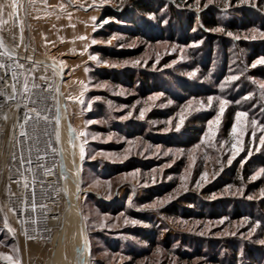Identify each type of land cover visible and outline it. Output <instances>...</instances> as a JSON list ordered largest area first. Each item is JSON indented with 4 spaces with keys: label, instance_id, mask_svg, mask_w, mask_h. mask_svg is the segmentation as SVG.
Instances as JSON below:
<instances>
[{
    "label": "rangeland",
    "instance_id": "1",
    "mask_svg": "<svg viewBox=\"0 0 264 264\" xmlns=\"http://www.w3.org/2000/svg\"><path fill=\"white\" fill-rule=\"evenodd\" d=\"M61 1L70 10L54 7L45 22L49 12L30 21L16 0L20 15L4 9L0 34L63 71L61 134L80 160L77 205L66 231L62 218L47 239L26 241L0 192V253L17 264H89L90 244V264H264V64H255L264 37L253 31H264V0H141L151 13L139 0ZM132 21L141 34L126 32ZM82 83L90 110L76 99ZM218 98L229 101L222 114ZM237 112L248 116L233 155ZM69 123L87 137L73 139ZM60 236L67 259L49 263ZM0 264L11 262L0 255Z\"/></svg>",
    "mask_w": 264,
    "mask_h": 264
},
{
    "label": "built area",
    "instance_id": "2",
    "mask_svg": "<svg viewBox=\"0 0 264 264\" xmlns=\"http://www.w3.org/2000/svg\"><path fill=\"white\" fill-rule=\"evenodd\" d=\"M5 45L2 47L0 44V62L5 67L10 63H13V68L15 65L13 70L20 82L17 88L21 87L25 75L30 81L34 79L39 87L31 90V99L27 101L22 100L19 93L15 99L0 98V192L6 208L13 214L19 234L26 240L39 241L50 236V218L53 213L58 214L63 204L62 190L58 194L53 191L54 188L62 189L63 171V158L55 135L56 121L53 119L57 104L59 107V96L56 98L54 86L55 72L48 71L41 62L30 61L31 52L23 48L20 41L9 43L6 40ZM17 64L23 67H17ZM12 83L9 84V94ZM25 104L30 116L25 125L27 139L20 135L19 129V124L24 121ZM3 107L5 110H1ZM52 148L57 151L53 152ZM21 155L25 161L23 165ZM29 159L31 164L27 163ZM18 169L27 177L28 187H24L25 181ZM47 170H51V174Z\"/></svg>",
    "mask_w": 264,
    "mask_h": 264
},
{
    "label": "snow or ice",
    "instance_id": "3",
    "mask_svg": "<svg viewBox=\"0 0 264 264\" xmlns=\"http://www.w3.org/2000/svg\"><path fill=\"white\" fill-rule=\"evenodd\" d=\"M102 2H107V0H102ZM197 2H198V0H197ZM8 6L11 9L15 10L17 8L16 0H11L10 5H8ZM4 9H5V4L4 3H0V16L3 15ZM14 14H15L14 12H9V16L10 17L12 15H14ZM93 19H95V18H93ZM2 23H4V21L2 19H0V24H2ZM219 30L222 31L223 29H219ZM253 31L254 32H258L261 37H264V31H259L258 29H254ZM228 35L231 36L232 33L229 32ZM0 43H2V41H0ZM92 43H96V41L93 40ZM90 59H97V57L91 56ZM105 63H107V61H105ZM255 64H264V57H261V58L257 59L255 61ZM0 67H5V65L2 62H0ZM17 67H21L22 68L23 66L17 64ZM42 79H46V77H42ZM229 79L235 80V79H237V77L232 76ZM2 80H3V77H0V81H2ZM12 80L14 82L10 85L11 94H8L4 89H0V95H6L8 99H15L16 98V94L19 93L22 100H25V101L30 100L31 99V90L33 88L39 87L35 83L34 79L31 80V81L29 80L28 75L24 76V79L22 81L21 87L19 89L17 88V83H20V82L18 81L17 75H16L15 72H13V74H12ZM98 86L103 87L104 85H98ZM7 87H9V85L5 84V88H7ZM49 87H51V86H49ZM262 87H264V85H262ZM86 91H87V86L83 85V83H82V90L80 92V95L76 98L81 105H85L86 104V100L84 98V93ZM25 94H27V95H25ZM96 99H99V97H97ZM218 99H219V113L222 114L224 112V110H225L226 105L229 104V101L226 100V99H222V98H218ZM33 103H34V101H33ZM211 103H212V98H209V105H211ZM24 106L26 108V111L24 113V121H23V123L19 124V129H20V135L24 136L25 139H27V133L25 131V125L28 123V120H29L30 116H29V111L27 110V104H25ZM86 106L90 110L91 107H92L91 102H87ZM32 111H34V109ZM144 111L145 110H143V109L140 111V117L141 118H143V116H144ZM39 115H40V113H37V116H39ZM129 115H131V113H129ZM247 116H248L247 112H237L236 113V116H235L236 123L231 129V131L233 133V138H234V141H235L234 143H232V146H231L232 149H233V155L238 154L239 151L242 150V147H243L242 137L244 136L243 119L245 117H247ZM44 119L45 120L48 119L47 115L44 116ZM53 119L56 121V125H57L55 135H56V139H57V142H58L59 141V122H60V114H59L58 104L56 106V115L53 117ZM183 119H184V116L181 115V117H180L181 123L183 122ZM89 123H90V121H89ZM219 123H220V115L218 114L216 116L215 120L209 122V125H208L209 132L205 134L206 138L209 136V134L211 136H215V131L213 130V125H218ZM252 123L255 124L256 122L253 121ZM176 128L177 129L180 128V123L176 124ZM72 133H73V139H76L78 137H87V135H88L87 132L81 131L78 134V136H77V134L75 133L74 129L72 130ZM93 138L95 139V137H93ZM110 138L111 137H109V139ZM259 141H260L261 145H264V136L259 137ZM86 143H87V141L84 140L79 146V153H80L81 160H83L84 156H85V144ZM52 151L56 152L57 149L56 148H52ZM169 151H171V150H169ZM250 154L251 153H249V155ZM165 155H167V153H165ZM24 162L25 161L23 160V156L21 155V164L23 165ZM231 162H232L231 159H229L228 163L230 164ZM27 163L31 164V160L29 159L27 161ZM18 171H20V170L18 169ZM28 171H31V169L29 168ZM47 171H48L49 174H51V170H47ZM78 172H79V169H78ZM260 173H264V168L260 169L259 173H257V175H259ZM64 175L66 176V172L64 173ZM20 176L25 181L24 187H28L27 177H25L23 175L22 171H20ZM206 177H207V173L205 172L201 176V179H206ZM77 182L79 183V181H77ZM153 182H155L154 179H153ZM109 187H110V185H109ZM61 190L62 189H55V188L53 189V191L56 192L57 194ZM171 198H172L171 196L168 197V199H171ZM33 201H34V194H33ZM163 202L164 201H161L160 203H163ZM156 206H157L156 204L150 205V207H156ZM32 207H33V209L35 208L34 202H33ZM41 207H45V206L42 205ZM10 210L14 211V209H10ZM84 219H85V221H87V217H85ZM3 222H4L5 226L8 227L9 231L12 232L13 234H15V230L12 229L10 225H8L7 216L6 215L4 217V221ZM125 222H127V221H125ZM132 222L136 223L137 221L133 220ZM99 226L103 227L104 225H103V223H101ZM261 243H264V241H261ZM85 247H87V241L86 240H85ZM0 255H4V258L9 260L11 262V264H17V261L14 260L12 256H8V255H5L3 253H0Z\"/></svg>",
    "mask_w": 264,
    "mask_h": 264
},
{
    "label": "bare ground",
    "instance_id": "4",
    "mask_svg": "<svg viewBox=\"0 0 264 264\" xmlns=\"http://www.w3.org/2000/svg\"><path fill=\"white\" fill-rule=\"evenodd\" d=\"M17 12H19V10L16 8ZM18 20V17H17ZM21 29V28H20ZM1 33V31H0ZM0 41H2L1 46L2 47H6L5 45V38L1 37L0 34ZM9 50H12L10 48H8ZM13 51V50H12ZM28 59L30 61H38L43 63L46 67L47 70L50 72H55V94H56V98L57 96H59V114L61 109V104H62V99H63V81L62 78L64 77L63 71L61 72L62 69H60L58 67V65L56 63H52L50 61H44V59H41L37 56H34L32 54H29ZM13 63L9 64V67H4L3 69L0 68V77H3V80L0 81V89H4L8 94H9V87L5 88V84L9 85L13 80H12V74L14 72V68L12 66ZM7 73H9V75H7ZM18 78V75H17ZM14 82V81H13ZM3 97V99H6L7 96L6 95H0V98ZM8 99V98H7ZM1 110H5V108L3 107ZM1 112V111H0ZM63 127L62 123L59 122V141H58V145H59V149H60V153L62 155V162H63V171H62V194H63V204L61 205V209L63 208L64 205V199H65V205H66V209L64 208L63 211L60 210V213L58 215L55 216V214L53 213L52 217L50 218V222L53 225L56 224L57 221H59L60 219L62 220L63 218V223H64V227H63V231H66V225H67V219H68V214L69 211L73 206L75 207L77 205V198L74 200L75 194H76V187H77V183L76 181H74L77 177H75L79 166H80V160L73 156L70 155L69 153H67L65 144H64V138L61 134V128ZM57 128V125H56ZM57 140V139H56ZM70 159V160H69ZM73 168V170H71L70 168ZM71 170V172L73 174H71V172L69 171ZM66 172V176L64 175V173ZM75 173V174H74ZM75 178V179H74ZM72 179V185H70L68 187L67 185V180ZM75 185V187H74ZM72 188H74V191L72 190ZM65 213V215H64ZM64 216V217H63ZM63 231H62V235H63ZM26 241H30V240H26ZM37 242V241H35ZM64 244V240L62 239V236H60V248L57 250L56 254H54V256L52 257V259L49 261L50 262H54V261H58V260H63L66 258L65 252L62 249V246Z\"/></svg>",
    "mask_w": 264,
    "mask_h": 264
},
{
    "label": "crops",
    "instance_id": "5",
    "mask_svg": "<svg viewBox=\"0 0 264 264\" xmlns=\"http://www.w3.org/2000/svg\"><path fill=\"white\" fill-rule=\"evenodd\" d=\"M53 0H49V3L47 2H42L41 0H25L24 6L25 9L23 10L22 14L23 16H27L28 19L31 21H35L38 19V16H45V14H47L48 12V16L49 17H44L43 21H47V20H54L55 21V16L54 15V10L53 8L56 7L57 9L64 8L66 11L70 10L69 7H64V2H62L61 0H57L55 2V5L52 2ZM11 0H7L5 3V9L10 8L8 5H10ZM20 7V4L18 3L17 8ZM19 9V8H18ZM11 11V9L6 10L5 12H7L9 15V12ZM42 11V14L40 13ZM76 13V12H75ZM39 14V15H38ZM50 14V15H49ZM19 15H20V10H19ZM54 16V17H53ZM59 21V19H57ZM40 21V20H39ZM52 26V25H51ZM52 27H51V31H52Z\"/></svg>",
    "mask_w": 264,
    "mask_h": 264
},
{
    "label": "trees",
    "instance_id": "6",
    "mask_svg": "<svg viewBox=\"0 0 264 264\" xmlns=\"http://www.w3.org/2000/svg\"><path fill=\"white\" fill-rule=\"evenodd\" d=\"M135 5H136V9H138V10H141V12H144V13H151L152 11H153V9L152 8H150L149 7V5H147V3L146 2H143V1H141V0H139V1H137L136 3H135ZM113 15H115L114 13H112V12H109V11H107V12H105V13H103V15H102V17L104 18L105 16H110V17H112ZM205 23L208 25V26H216V25H218V21L217 20H215L213 17H209V18H206L205 17ZM126 22L128 23V22H131V21H127L126 20ZM132 23L133 24H126L124 27L126 28V26L127 27H129L128 29L130 30V31H126V32H131L132 33V31L131 30H134V35H136V34H141V33H138V31H137V26H136V23L134 22V21H132ZM111 27V26H110ZM109 27V28H110ZM114 27V26H113ZM112 28V27H111ZM110 28V29H111ZM136 32V33H135ZM128 80H129V82H133L134 81V77H133V75H129V77H128ZM144 240H150V238L149 237H147V239H144ZM153 241V240H152Z\"/></svg>",
    "mask_w": 264,
    "mask_h": 264
},
{
    "label": "water",
    "instance_id": "7",
    "mask_svg": "<svg viewBox=\"0 0 264 264\" xmlns=\"http://www.w3.org/2000/svg\"><path fill=\"white\" fill-rule=\"evenodd\" d=\"M69 128H70V130H71V132H72V130H73V128H72V126H71V124L69 123ZM80 183V186H81V182H79ZM81 192V191H80ZM79 214H80V217H81V219L83 220V218H82V214H81V211L79 212ZM90 244H89V264H90Z\"/></svg>",
    "mask_w": 264,
    "mask_h": 264
}]
</instances>
